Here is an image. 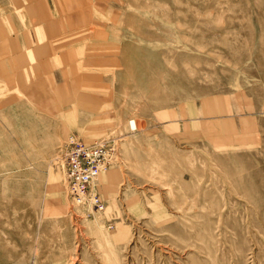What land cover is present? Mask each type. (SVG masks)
I'll return each instance as SVG.
<instances>
[{"label":"rangeland","instance_id":"rangeland-1","mask_svg":"<svg viewBox=\"0 0 264 264\" xmlns=\"http://www.w3.org/2000/svg\"><path fill=\"white\" fill-rule=\"evenodd\" d=\"M0 264H264V0H0Z\"/></svg>","mask_w":264,"mask_h":264},{"label":"built area","instance_id":"built-area-1","mask_svg":"<svg viewBox=\"0 0 264 264\" xmlns=\"http://www.w3.org/2000/svg\"><path fill=\"white\" fill-rule=\"evenodd\" d=\"M114 153V144L107 141L88 146L76 137H69L61 144L59 158L67 193L73 203L97 213L103 211L102 202L90 194L89 185L107 169Z\"/></svg>","mask_w":264,"mask_h":264}]
</instances>
